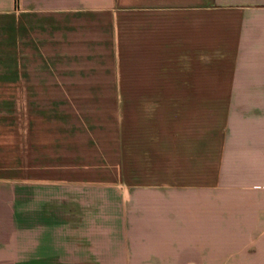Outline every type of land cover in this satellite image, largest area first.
Here are the masks:
<instances>
[{
    "label": "crops",
    "instance_id": "0c3cea01",
    "mask_svg": "<svg viewBox=\"0 0 264 264\" xmlns=\"http://www.w3.org/2000/svg\"><path fill=\"white\" fill-rule=\"evenodd\" d=\"M0 58L21 96L171 109L116 168L67 166L31 121L24 184L0 170V264H264V0H0Z\"/></svg>",
    "mask_w": 264,
    "mask_h": 264
},
{
    "label": "rangeland",
    "instance_id": "374dc122",
    "mask_svg": "<svg viewBox=\"0 0 264 264\" xmlns=\"http://www.w3.org/2000/svg\"><path fill=\"white\" fill-rule=\"evenodd\" d=\"M6 59L0 58L1 61ZM9 67L0 64V170L7 174L13 169L18 170L23 184L27 146L33 131L31 121H34L35 128L45 123V129L34 128L35 133L41 135L43 132L47 141L52 137L55 142L59 139L60 146L64 144L67 166L79 159L78 154L87 158L95 155L99 164L112 155L116 168L120 166L122 153L132 155L137 148L133 143L137 141L138 132L151 134L154 122L171 111L168 104L158 110L155 105L170 98L21 96L20 92L24 91L20 90L26 86L28 75L26 66H20L21 80L16 85L8 81L11 77ZM10 89H18V96L9 95ZM173 109L171 113H174ZM177 109L180 110V106ZM67 205V233H73L75 228L78 231L74 226L75 210L72 201H67ZM86 211H82L83 218L88 214ZM81 229L82 232L87 229L84 219ZM72 248L73 240L69 242L67 239V256Z\"/></svg>",
    "mask_w": 264,
    "mask_h": 264
}]
</instances>
